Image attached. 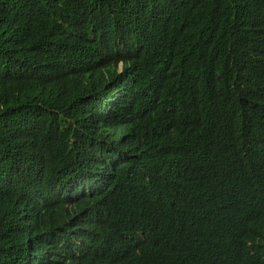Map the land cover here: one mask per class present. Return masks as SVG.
Listing matches in <instances>:
<instances>
[{"label":"trees","instance_id":"16d2710c","mask_svg":"<svg viewBox=\"0 0 264 264\" xmlns=\"http://www.w3.org/2000/svg\"><path fill=\"white\" fill-rule=\"evenodd\" d=\"M0 264H264V0H0Z\"/></svg>","mask_w":264,"mask_h":264},{"label":"clouds","instance_id":"9594fccd","mask_svg":"<svg viewBox=\"0 0 264 264\" xmlns=\"http://www.w3.org/2000/svg\"><path fill=\"white\" fill-rule=\"evenodd\" d=\"M92 38H93V36H91ZM109 93H110V95H114L115 93H113L112 94V92L109 90ZM108 99H109V96L108 95H106V96H104V97H102V99H101V101H100V106L98 107V108H95L94 110V115L95 116H98V115H100L101 113H107L108 111H105L106 110V108H107V103H108ZM91 110V109H90ZM92 112L90 113V114H92ZM207 191H209V187L207 186ZM196 197V203H195V205H197L198 203H200L201 202V200L203 199V198H200V197H198V196H195ZM194 205V206H195Z\"/></svg>","mask_w":264,"mask_h":264},{"label":"bare ground","instance_id":"6f19581e","mask_svg":"<svg viewBox=\"0 0 264 264\" xmlns=\"http://www.w3.org/2000/svg\"><path fill=\"white\" fill-rule=\"evenodd\" d=\"M133 3V2H132ZM105 6V5H104ZM138 6V5H137ZM133 7V6H132ZM245 13H246V11H245ZM117 21V20H116ZM119 21V20H118ZM114 23V22H113ZM117 24V23H116ZM118 26V25H117ZM123 31V30H122ZM105 50V49H104ZM104 54V53H103ZM112 54V53H111ZM111 54H109V56L111 55ZM115 55V54H114ZM107 60V59H106ZM111 61V60H110ZM112 63V62H111ZM120 63V62H119ZM137 67V66H136ZM104 84V83H103ZM112 86V85H111ZM110 86V87H111ZM114 89V88H113ZM113 92H114V90H113ZM115 93V92H114ZM108 95V94H107ZM101 97V96H100ZM112 98H115V97H113L112 96ZM92 100V99H91ZM95 100V99H94ZM100 100V99H99ZM109 100V99H108ZM94 102H96V101H94ZM98 102H100V101H98ZM95 104V103H94ZM98 104H100V103H98ZM115 104V103H114ZM95 107V106H94ZM97 107H98V105H97ZM108 107V106H107ZM113 107H115V105L113 106ZM112 110V109H111ZM110 110V111H111ZM109 113V112H108ZM112 113H114L113 111H112ZM112 113H109V114H112ZM103 116V115H102ZM110 116V115H109ZM113 120V119H112ZM120 131V130H119ZM122 132V131H121ZM249 149V148H248ZM83 181V180H82ZM88 186V185H87ZM207 209V208H206ZM207 212V211H206ZM263 221V220H262ZM29 229V228H28ZM156 239V238H155ZM28 250V249H27ZM62 250V249H61ZM62 252V251H61ZM66 252V251H65ZM24 254V253H23ZM67 254V253H66ZM21 255H22V253H21ZM27 256V255H26ZM30 261V260H29ZM31 262V261H30ZM33 262V261H32ZM27 263V262H26ZM29 263V262H28ZM35 263V262H34Z\"/></svg>","mask_w":264,"mask_h":264}]
</instances>
